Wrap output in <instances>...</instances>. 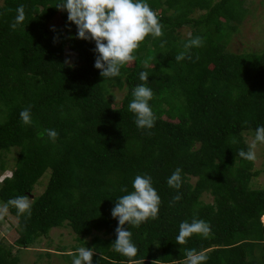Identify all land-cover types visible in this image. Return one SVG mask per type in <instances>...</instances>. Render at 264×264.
<instances>
[{
    "label": "trees",
    "instance_id": "1",
    "mask_svg": "<svg viewBox=\"0 0 264 264\" xmlns=\"http://www.w3.org/2000/svg\"><path fill=\"white\" fill-rule=\"evenodd\" d=\"M246 1L147 0L163 36L146 37L132 66L104 80L94 68V42L75 38L76 27L66 11L55 8L57 0H3L0 154L15 149L17 156L11 176L1 182L0 202L26 195L31 203L30 214L9 207L17 220L13 247H31L67 225L78 237L101 235L83 243L94 249L93 264H180L191 248L204 251L207 264H264V189L251 188L259 174L253 161L238 155L249 147L244 133L264 125V50H226ZM20 6L26 19L12 29ZM195 11L198 17H192ZM58 14L64 24L51 30ZM185 26L192 30L182 39L177 31ZM196 36L202 46L177 62L183 45ZM66 48L74 54L71 64ZM141 71L148 72L154 93L156 122L150 130L138 128L128 109L132 90L143 83ZM110 86L126 90L119 107L108 99ZM29 106L32 124L24 125L19 114ZM45 129H55L58 138L41 136ZM176 168L182 169L179 190L167 184ZM46 173L45 189L32 198ZM142 174L152 177L161 204L157 218L124 226L139 249L128 258L111 247L117 227L111 210ZM177 194L182 199L173 203ZM204 194L212 203L201 201ZM194 216L210 223L211 234L178 245L180 223ZM0 264H17L4 243Z\"/></svg>",
    "mask_w": 264,
    "mask_h": 264
},
{
    "label": "clouds",
    "instance_id": "2",
    "mask_svg": "<svg viewBox=\"0 0 264 264\" xmlns=\"http://www.w3.org/2000/svg\"><path fill=\"white\" fill-rule=\"evenodd\" d=\"M55 8L66 11L67 21L76 27V39L94 42V68L99 70L104 80L120 76L121 68L136 60L134 52L146 37L163 36L164 26L147 0H57ZM25 19V10L20 6L11 28L16 29ZM202 44L203 39L199 36L189 39L183 45L184 51L176 56L177 62L186 57L191 59L188 50L201 47ZM148 77V72H140L139 79L143 83L132 90L128 109L134 115L138 128L150 130L156 121L150 105L154 93L148 86ZM19 116L24 125L32 124L30 106L21 111ZM45 134L52 141L59 135L55 129H45L41 136ZM237 142L233 137L232 143ZM259 145H264V125L256 127L248 150H240L238 155L246 161H255ZM182 182L181 168H176L167 179L168 186L176 190L181 188ZM132 189L130 192L123 189L127 194L116 199L111 210L112 218L117 220L116 239L111 247L128 258L136 257L139 249L132 240V232L124 226L139 227L147 220L157 218L161 204V198L150 175H136L132 181ZM181 199V195L177 194L172 202L176 203ZM10 206L15 207L19 213L30 214L31 211L30 198L26 195L16 196L0 204V214H7ZM211 232L209 222L194 216L190 222L185 220L180 223L176 242L184 245L193 235L207 238ZM94 254V249L80 247L73 254L72 264H93ZM185 259L187 264H207L209 257L204 251L191 248L185 249Z\"/></svg>",
    "mask_w": 264,
    "mask_h": 264
},
{
    "label": "rangeland",
    "instance_id": "3",
    "mask_svg": "<svg viewBox=\"0 0 264 264\" xmlns=\"http://www.w3.org/2000/svg\"><path fill=\"white\" fill-rule=\"evenodd\" d=\"M218 1V0H216ZM3 0H0V6ZM246 14L241 23L236 24V31L232 34L226 50L232 54L258 53L264 50V0H247L244 4ZM200 12L195 11L192 17H198ZM64 20L58 14L49 24L51 30L61 28ZM235 25V23H233ZM191 27H182L177 31L182 39L189 37ZM67 64H71L74 54L67 48L65 49ZM132 66V63L128 64ZM108 99L114 107H119L125 96L126 90L118 89L114 86L108 88ZM1 120V118H0ZM254 134L244 133L243 137L249 146ZM257 159L253 161L254 171L259 176L251 181L252 189H264V145H259L256 149ZM17 150L11 149L8 153L0 154V186L4 178L10 177L15 167ZM49 173H46L32 192V198L39 196L45 189ZM194 183L195 179L192 178ZM203 203H212V197L204 194L201 197ZM2 204V202H0ZM264 223V219L262 218ZM17 220L9 213L0 214V243H4L11 248L12 257L17 258V264H72L71 251L83 247V243L90 244L95 236L100 234L93 233L87 237H78L70 227L64 225L61 228L52 229L46 237L39 238L31 247L20 248L13 247V240L17 230ZM58 251H64L63 254ZM180 264H187L183 261Z\"/></svg>",
    "mask_w": 264,
    "mask_h": 264
}]
</instances>
